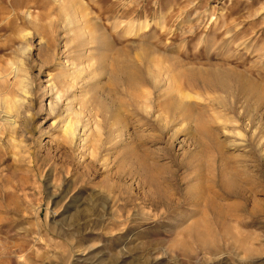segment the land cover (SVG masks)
<instances>
[{"label": "rangeland", "instance_id": "obj_1", "mask_svg": "<svg viewBox=\"0 0 264 264\" xmlns=\"http://www.w3.org/2000/svg\"><path fill=\"white\" fill-rule=\"evenodd\" d=\"M213 69L255 85L188 82ZM255 87L264 0H0V264H264Z\"/></svg>", "mask_w": 264, "mask_h": 264}, {"label": "bare ground", "instance_id": "obj_2", "mask_svg": "<svg viewBox=\"0 0 264 264\" xmlns=\"http://www.w3.org/2000/svg\"><path fill=\"white\" fill-rule=\"evenodd\" d=\"M96 34V33H95ZM97 36V35H96ZM103 36V35H102ZM97 37H99V36H97ZM96 37V38H97ZM103 38V37H102ZM107 38V37H106ZM104 40H106L105 38H103ZM100 40V39H99ZM103 40V41H104ZM106 41H108V39L106 40ZM105 42V41H104ZM142 44V43H141ZM153 48V47H152ZM149 49V48H148ZM147 48H146V50H148ZM146 50L144 51L143 50V52H146ZM150 52H151V50H150ZM158 52V51H157ZM124 53V52H123ZM129 53V52H128ZM150 56H152V55H150ZM150 56H149V54H148V52H147V55H146V57L148 58V59H150ZM131 57V56H130ZM104 59V58H103ZM148 59H146V62H147V60ZM155 59V58H154ZM163 59V58H162ZM167 59H169V58H167ZM101 61H103L102 59H100ZM151 61H149L150 63L152 62V59H150ZM156 60V59H155ZM154 60V62H156ZM104 61H106V60H104ZM103 61V62H104ZM120 61V60H119ZM116 62L115 63V71L114 70H112L114 73H115V75H117L118 73H120V72H122L123 73V76H124V83L125 84H128V86H129V88H130V90H133L134 88H136L135 87V84H137V83H139L138 82V80H143V81H145V80H147L148 78H145V79H143V78H141L140 76H139V73H138V70L137 69H135L134 67H132V66H129L128 64V66L127 65H125L124 63H122V62ZM128 63V62H127ZM147 64H149L148 62H147ZM152 64V63H151ZM106 65V64H105ZM123 65H125V67H123ZM173 65V64H172ZM103 66V65H102ZM113 66V65H112ZM102 68V67H101ZM174 68V67H173ZM198 69V68H197ZM186 70V69H185ZM170 71V70H169ZM172 71V70H171ZM170 71V72H171ZM193 71V70H192ZM225 70H223V71H221V70H215V69H213V70H208V71H198V72H196V71H193V72H191V73H189V76H190V78H191V81H188L189 83L190 82H193V80L192 79H194V81H196V79L197 80H199L202 84H206L208 87H212V88H226V86L229 84H246V85H248L247 87H250V85L249 84H254L255 85V83L254 82H251V81H244V79L243 78H240V77H233V74H230V73H228V72H224ZM106 73V72H105ZM174 73V72H173ZM177 72H176V68H175V74H176ZM184 73V72H183ZM234 73V72H233ZM111 74V73H110ZM174 74V75H175ZM113 75V74H112ZM172 75V74H171ZM186 75V74H185ZM238 75V74H237ZM236 74H235V76H237ZM121 76V75H120ZM147 76H148V74H147ZM198 76H200V78L198 77ZM239 76V75H238ZM113 77H115L114 75H113ZM149 77V76H148ZM178 77V76H177ZM181 77V76H180ZM150 79L149 80H152V78H151V76L149 77ZM175 79H177L176 78V75H175ZM187 79H188V77L186 78V81H187ZM110 80V79H109ZM113 82H117L118 83V80L117 79H111ZM115 80V81H114ZM189 80V79H188ZM246 80V79H245ZM174 82V81H173ZM141 83V82H140ZM178 83V82H177ZM180 83V82H179ZM192 84H194V83H192ZM201 84V85H202ZM188 85V84H187ZM138 86V85H137ZM189 86V85H188ZM231 86H235V85H231ZM256 86L258 87V85H257V83H256ZM189 87H192L191 85L189 86ZM206 87V86H205ZM242 87V86H241ZM246 87V88H247ZM254 87V86H253ZM252 87V88H253ZM257 87H255V88H257ZM159 88V87H158ZM260 88V87H259ZM259 88H257V89H259ZM178 89H180L181 90V88L179 87ZM228 89V88H227ZM227 89H223V90H227ZM231 89V88H230ZM247 89H249V88H247ZM263 89V88H262ZM180 90H179V92H180ZM222 90V91H223ZM252 90V89H251ZM254 90V89H253ZM253 90L252 91H250V93H251V95L252 96H255V95H257L256 97H257V100H258V97H259V100L258 101H256V103H258L259 104V102L261 101L262 103H264V94L262 95L261 93L263 92L262 90H257V92L255 91V92H253ZM169 91H172V90H169ZM169 91H168V93H165V97H168L166 100V102H165V105H164V108H166V109H170V111H172V110H175L174 112H176V111H178L180 114V116H179V118L182 120V119H184V121L185 122H189V121H191L192 120V118H193V116H194V114H193V107L191 106V105H189V104H187L186 102H183V100L181 101V99L185 96H182V98L180 99L179 98V94H178V92H177V94L179 95H177V94H174L175 96L174 97H171L170 96V98H169ZM174 91V90H173ZM178 91V90H177ZM235 91H236V89H235ZM262 91V92H261ZM135 92H137V91H135ZM176 92V91H175ZM182 92L183 91H181L180 93H181V95H182ZM224 92V91H223ZM226 92H228V91H226ZM249 91L247 90V93H248ZM173 93V92H172ZM230 93V92H229ZM238 93H240V92H238ZM237 93V94H238ZM246 93V94H247ZM264 93V92H263ZM132 94V93H131ZM135 94V93H134ZM185 94V93H184ZM243 94V93H242ZM245 94V93H244ZM245 94V95H246ZM259 94V95H258ZM133 95V94H132ZM139 95V94H138ZM250 95V94H249ZM135 96V95H134ZM178 96V97H177ZM248 96V95H247ZM136 97V96H135ZM177 98V99H176ZM178 98L180 99V100H178ZM186 98V97H185ZM184 99V98H183ZM238 99V98H237ZM247 103L248 102H250V100H251V98H247V97H245V98H243ZM254 100V99H253ZM165 101V100H164ZM185 101V100H184ZM251 103V102H250ZM101 106V105H100ZM254 107V106H253ZM109 108V107H108ZM107 109V108H106ZM166 111V110H165ZM195 111V110H194ZM166 112H169V111H166ZM177 112V113H178ZM111 115H113V114H111ZM118 115V114H117ZM117 115H115L114 117L116 118L115 119V121L117 122V123H119V118H118V116ZM173 115V114H172ZM176 115V114H175ZM196 115V114H195ZM170 116V115H169ZM176 116H178V115H176ZM112 117V116H111ZM113 118V117H112ZM177 119V118H176ZM179 119V120H180ZM174 120V119H173ZM172 123V122H171ZM167 124H168V122H167ZM188 124V123H187ZM208 129V128H207ZM163 131H165V130H163ZM206 131H208V130H206ZM210 131V130H209ZM211 132V131H210ZM164 133V132H163ZM75 134V133H74ZM206 134V133H205ZM207 134H208V132H207ZM213 134V133H212ZM212 134L211 135H209V136H212ZM214 137H215V135H214ZM210 138H213V137H210ZM215 139V138H214ZM212 140V139H211ZM216 141V144H217V140H215ZM214 141V142H215ZM221 144V143H220ZM201 145V144H200ZM207 147H208V145H207ZM202 148V147H201ZM204 148H205V146H204ZM204 150H206V149H204ZM203 150V148H202V152L204 151ZM219 150V149H218ZM222 152V151H221ZM132 153H134V152H132ZM138 156H139V154H137ZM136 156V155H135ZM142 157H144V155L142 154ZM141 157V155H140V158H139V162H140V165H138L139 166V170H140V172L144 175V178L146 179V180H148V181H152L153 183H155L156 182V178H157V175H158V169L159 168H156L155 166H153V167H149L146 163H145V161L146 160H144V158H142ZM146 159V158H145ZM212 160V159H211ZM211 162H213V161H211ZM230 171V170H229ZM151 179V180H150ZM147 182V181H146ZM222 182V181H221ZM222 185H223V187L224 188H226V189H230V188H233V190H235L236 191V193L235 194H241V195H243V192H242V190H243V188H240L239 187V184H238V180H237V177L236 176H232V174H224V180H223V183H222ZM232 190V189H231ZM159 193V191L157 192V194ZM232 193V192H231ZM245 193V192H244ZM245 195V194H244ZM243 197V196H242Z\"/></svg>", "mask_w": 264, "mask_h": 264}]
</instances>
